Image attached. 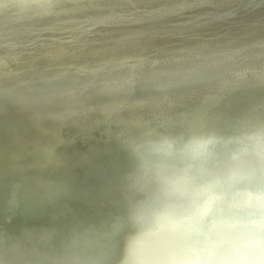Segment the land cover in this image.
Listing matches in <instances>:
<instances>
[{
    "label": "clouds",
    "instance_id": "1",
    "mask_svg": "<svg viewBox=\"0 0 264 264\" xmlns=\"http://www.w3.org/2000/svg\"><path fill=\"white\" fill-rule=\"evenodd\" d=\"M189 6L166 0L152 12L147 0H0V49L26 53L60 34L58 47L79 58L56 69L49 99L67 103L136 90L160 98L198 91L222 102L253 84L264 88V40L200 47L158 66L146 62L135 74L113 72L141 34L131 26L158 24ZM218 107L119 140L130 161L120 183L125 211L90 231L101 241L123 236L117 264H264V99L232 116ZM48 259L85 264L67 251Z\"/></svg>",
    "mask_w": 264,
    "mask_h": 264
},
{
    "label": "bare ground",
    "instance_id": "2",
    "mask_svg": "<svg viewBox=\"0 0 264 264\" xmlns=\"http://www.w3.org/2000/svg\"><path fill=\"white\" fill-rule=\"evenodd\" d=\"M147 3L150 5L149 11L157 12L166 0H147ZM128 31H139L141 34L135 36L131 47L120 55L118 62L113 66L115 73L126 71L135 74L138 66L146 62L158 66L163 59L209 45L230 42L249 44L264 40V0H191V6L182 9L179 15L165 17L158 24L131 26ZM60 38L58 33L48 34L38 47L26 53L0 49V73L12 67L6 78L8 81L0 84V92L4 93L0 95V208H8L13 220L17 221H20V212L38 210L44 204L63 196L67 189L109 180L130 167L127 153L121 143L114 139L106 142L107 146H103L105 148L87 149V155L76 149H80V145L84 144L99 146L98 138L83 136V139L75 141L74 144L68 142L54 145L48 137L50 131L57 130L60 137L64 131L62 128L71 132L78 130L81 127H66L68 124L64 127V124L72 121L79 124L80 120L76 118L88 114L98 117L90 123L84 121L82 126L93 127L103 122L102 118L107 109L116 105L127 106L126 110L119 111L116 108L107 115L112 116L119 129L129 111L137 110L131 107L137 102L156 103L157 100L172 99L136 90L111 96L92 95L79 104L50 100L52 77L56 74V69L62 65L71 66L79 58V53L75 50L70 53L67 48L58 47ZM91 51L98 52L99 49L96 47ZM52 59H56V62L50 61ZM49 61L53 63H47ZM26 67L35 69L25 73L27 75H15ZM29 75L34 79L27 78ZM254 86L258 85L253 84L249 88ZM255 93H251L252 96ZM185 94L187 92L179 95L184 98ZM139 106L136 105L137 108ZM146 114L149 115L148 112ZM97 131L102 133L100 129ZM122 132L131 133L123 128ZM63 134L65 137L71 135H67L68 132ZM34 136H39V141L44 140L43 147L38 141L25 145L24 149L17 147L20 142ZM25 190L30 193H27V197L21 194ZM15 198L19 204L17 208L12 209L9 204ZM3 234H8L12 242L32 238L33 247L23 249V254L17 257L13 264H24L25 259H33L35 264H50L46 257L49 252H44L43 256L38 258L33 256L35 252L49 248L46 241H38V237L29 232H23L21 235L13 233L16 238L9 231H0V235ZM88 238V235H85L80 241H87ZM116 238L117 240L113 239L112 245L101 249L98 257L97 246H92L86 251L90 262L101 260L102 264H117L123 250V236L117 233ZM77 246L78 244L71 248L74 249V254L81 253V246ZM52 251L60 253L59 250ZM64 251L72 254L66 249H63Z\"/></svg>",
    "mask_w": 264,
    "mask_h": 264
},
{
    "label": "water",
    "instance_id": "3",
    "mask_svg": "<svg viewBox=\"0 0 264 264\" xmlns=\"http://www.w3.org/2000/svg\"><path fill=\"white\" fill-rule=\"evenodd\" d=\"M55 60L52 59L50 61L56 62ZM50 61L47 63H53ZM32 69L35 68L26 67L15 75L25 74ZM11 71L12 67L3 73H0V84L8 81L6 78ZM32 77L33 76L29 75L27 78L33 80L34 78ZM253 92L256 93L252 96L251 93ZM179 96L180 95L172 96V99L165 101L157 100L156 103H148V101L137 102L136 105H140L139 108H137L136 105L131 106L137 110L129 111L124 117V122L120 125L119 129L113 122L112 116L107 115L108 113L113 112L116 108L119 111L126 110L127 106L123 107L122 105H116L113 108L107 109V112L102 118L103 122L93 127L91 125H88L89 127H84L82 126V123L84 121H87L84 123H90L94 118L98 117V115L88 114L76 118L80 120V125L74 121L64 124V127L67 124L66 127H81L72 132L65 131V128H62L64 133L68 132L67 135L71 133L69 137H65L63 132L59 137L57 130H54V132L50 131L51 133H48V135H50L48 137L52 139L54 145L68 142L74 144L75 141L83 139L81 138L83 136H88L89 138L94 139L98 138L99 146L91 147L84 144L80 145V149H76L77 151L80 150L82 154L89 155L87 149L94 148L96 150L105 148L103 146H107L106 142L111 139L120 143L119 140L121 139L137 135L146 125L179 123L188 119H196L203 114L205 106L216 105L218 103H224L227 105L231 104V106L219 105L216 111L224 113L225 116L237 115L256 101L264 99V88H261L258 85L252 88L239 90L229 95V97L225 98L222 102L212 93L193 91L185 94L184 98ZM147 112L149 115L146 114ZM122 128L131 133L122 132ZM97 129H100L102 133L97 131ZM56 137L59 138L55 139ZM33 141H38V144L43 147L44 140L39 141V136H34L31 137V139L22 141L17 147L24 149L25 145H28ZM126 171L127 170L119 172L109 180L95 182L90 186L67 189V192H63V196H59L53 202L44 204V206L40 207L38 210H25L22 213L20 212V221L13 220L12 214L8 208H0V231H9L12 235L13 233L21 235L23 232H29L35 237H39L44 232H50L52 234L51 239L46 240L49 248L45 251L35 252L33 254L34 257L38 258V256H43L44 252L51 253L53 252L52 250L63 252V249H66L71 251L77 261H84L85 264H95L97 261L94 263L90 262L86 251L90 250L92 246H97L99 250L96 257H98L101 254V249L112 245L114 241L113 239L117 240V232L111 233L109 238L101 241L100 238L93 236L90 231L104 229L106 226L110 225L115 218L123 215L125 208L122 202L120 183L121 177ZM27 193L30 194L25 190L21 194L22 196L27 197ZM13 200L14 201L9 204V207L12 209L17 208L19 204L16 198ZM85 235H88V240L80 241ZM27 237L29 236H26V238ZM111 237L112 239H110ZM76 244L81 246V253L76 252L77 254H74L72 252L74 249L71 248ZM27 247H33L32 238L29 240H16L15 242H12L9 239L8 234L0 235V264L15 263V259L23 254V249H27ZM46 257L48 258V256Z\"/></svg>",
    "mask_w": 264,
    "mask_h": 264
}]
</instances>
